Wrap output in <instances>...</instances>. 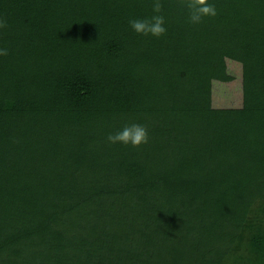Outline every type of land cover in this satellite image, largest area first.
Listing matches in <instances>:
<instances>
[{"label":"trees","instance_id":"obj_1","mask_svg":"<svg viewBox=\"0 0 264 264\" xmlns=\"http://www.w3.org/2000/svg\"><path fill=\"white\" fill-rule=\"evenodd\" d=\"M212 2L0 0V264H264V0Z\"/></svg>","mask_w":264,"mask_h":264},{"label":"clouds","instance_id":"obj_2","mask_svg":"<svg viewBox=\"0 0 264 264\" xmlns=\"http://www.w3.org/2000/svg\"><path fill=\"white\" fill-rule=\"evenodd\" d=\"M182 4L188 9V20L198 24L204 17H214L217 9L212 0H182ZM153 14L150 17L131 18L128 23L132 31L140 35H152L160 37L166 32L165 16L161 14V0H152ZM7 49L0 48V55H6ZM148 132L141 124L125 125L115 133H109L107 141L112 144L131 145L139 147L146 143Z\"/></svg>","mask_w":264,"mask_h":264},{"label":"rangeland","instance_id":"obj_3","mask_svg":"<svg viewBox=\"0 0 264 264\" xmlns=\"http://www.w3.org/2000/svg\"><path fill=\"white\" fill-rule=\"evenodd\" d=\"M228 73L236 79L227 84L216 83L214 86V106L227 107V106H241V65L234 61H228Z\"/></svg>","mask_w":264,"mask_h":264}]
</instances>
